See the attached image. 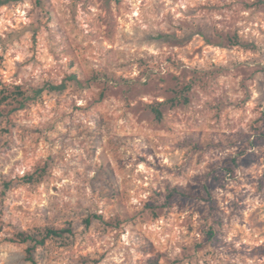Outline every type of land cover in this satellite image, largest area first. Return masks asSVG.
Returning a JSON list of instances; mask_svg holds the SVG:
<instances>
[{
  "label": "rangeland",
  "instance_id": "1",
  "mask_svg": "<svg viewBox=\"0 0 264 264\" xmlns=\"http://www.w3.org/2000/svg\"><path fill=\"white\" fill-rule=\"evenodd\" d=\"M46 227L37 264H264V0H0V264Z\"/></svg>",
  "mask_w": 264,
  "mask_h": 264
},
{
  "label": "trees",
  "instance_id": "2",
  "mask_svg": "<svg viewBox=\"0 0 264 264\" xmlns=\"http://www.w3.org/2000/svg\"><path fill=\"white\" fill-rule=\"evenodd\" d=\"M160 105V104H159ZM152 111L155 115V118L157 120L161 119V112L158 110L156 107H152ZM63 232H69V231H57L54 230L53 228L46 227L41 231H37L35 234H30V233H19L18 236L20 237V241L22 243H30L31 246L28 247L26 251V258L25 260L27 262H30L31 264H37L33 257V249L37 246H43L45 241L49 238H54V237H61V233Z\"/></svg>",
  "mask_w": 264,
  "mask_h": 264
},
{
  "label": "built area",
  "instance_id": "3",
  "mask_svg": "<svg viewBox=\"0 0 264 264\" xmlns=\"http://www.w3.org/2000/svg\"><path fill=\"white\" fill-rule=\"evenodd\" d=\"M126 237V239H127V236H128V234H126V235H122V237H121V239L124 241L125 239L123 238V237Z\"/></svg>",
  "mask_w": 264,
  "mask_h": 264
}]
</instances>
